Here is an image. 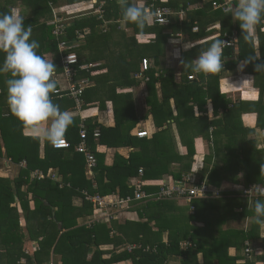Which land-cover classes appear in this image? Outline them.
I'll list each match as a JSON object with an SVG mask.
<instances>
[{
	"label": "trees",
	"instance_id": "1",
	"mask_svg": "<svg viewBox=\"0 0 264 264\" xmlns=\"http://www.w3.org/2000/svg\"><path fill=\"white\" fill-rule=\"evenodd\" d=\"M58 0H0V14L10 12L16 5L23 6L25 28L32 27L31 39L40 44L38 54H54V63L57 70H62L61 58L65 53H73L78 57V64L72 66L76 70L75 80L83 77H92V73L102 71L104 67L120 68L117 71L121 74L117 79L124 78L125 85H135L137 83L136 74L138 73V61L141 63L149 50H154V60L151 67L145 70V75L149 76L147 98L150 106L149 113L153 116L158 130L153 138L139 139L131 134V130L136 125L137 119L127 114L113 127H106L100 124H91V120L86 123L87 150L94 154L98 159L95 167V178L97 186L91 179L87 178V162L84 153L76 150L80 143L81 121L80 117L74 118L73 126L67 131V140L71 146L68 148H55L46 141L45 157L39 156L40 140L32 137L23 136V126L21 122L11 114L9 106L6 112L11 114L10 119L0 116L1 136L0 148L2 143L6 147V155L13 159L15 163H25L17 176L12 180L0 176V264H17L26 258V264H49L53 254L59 255L62 264H111L120 258L131 257L134 264H166V260L171 255H182L194 258L198 255L197 242L191 238L193 246L181 248L179 238L172 240L170 245L160 244L158 253L144 252L136 250L133 253L113 255L110 259L103 258V251L99 246L103 242L111 241L116 238L110 236L113 229L121 232L123 227L116 225L109 227L106 223H95L92 226L79 225L78 220L85 218L93 212L94 205L97 203L86 199L89 195L110 194L118 192L123 198L133 196L134 188L129 185V178L138 175L139 169H144V177L162 178L166 174H172L177 179H183V174L193 171L194 160L197 154L195 147V131L205 140H214V145H210L209 152L204 157L207 165L213 163L209 181L217 182V175L224 168L225 172L235 171L244 172L245 179L249 184L255 183L262 185L264 175L260 174L261 165H264V147L259 149L256 144L247 147V155L243 156V151L235 149L240 136H248L255 129L245 127L242 120L244 112H255L257 114V129H264V72L255 70V63H249L244 67L246 74H252L254 85L260 90V98L257 101H233L221 92L220 81L230 73H237L238 65L249 55H254L253 49L245 43L240 23L233 19L230 10L235 7L238 0H210L204 2L203 6L197 10H189L183 19H169L167 24H153L146 27L143 31L133 25L134 34L126 38L125 48L121 50L118 42L111 41L112 34L122 32L121 23L123 12L118 0H99L105 1L103 6L95 11V14L76 16L65 25L62 34H54V26L47 24L45 19L50 16L51 4ZM72 2H88L91 0H68ZM157 7L169 6L173 9L187 7L189 3L202 0H129V3H137ZM213 1L220 5L213 7ZM25 5V6H24ZM27 10V11H26ZM101 10V12H100ZM102 14V15H101ZM117 19L116 22L110 21ZM106 20H110L106 25L107 30L102 31ZM114 21V20H113ZM124 26V25H123ZM83 37H79V33ZM137 33V34H136ZM234 34V46L224 48V70L216 76L205 77L202 73L196 74L190 69H182L181 82L176 81V70L174 68H163L157 75L154 66L160 62V57L165 55L169 44L173 39L179 43L172 44L173 47L182 45L180 59L191 63L196 59L201 50H206L210 43L216 39L224 40L228 35ZM145 35L148 44H140L138 41ZM85 38V40L83 39ZM211 39L201 43L203 40ZM61 41L70 44H79L76 52L64 49L59 50L58 45ZM153 42V43H152ZM256 42L260 48L262 59H264V24L258 26L256 30ZM184 44L190 50H184ZM110 47V48H109ZM172 47V48H173ZM109 48L110 52L105 54ZM139 48L145 50L140 53ZM147 48V49H146ZM89 49L91 52L87 58L80 59L81 51ZM177 52V51H176ZM6 54L0 51V68L3 67ZM104 64L91 67L88 71L81 70L79 65L82 61L85 64L105 60ZM150 62H151V58ZM94 62V63H93ZM113 72L114 74L117 73ZM103 74V73H102ZM114 74H111L114 76ZM193 76V78H189ZM10 78V73L0 72V109L7 105V85L6 81ZM99 82L98 77H92ZM160 84L162 99L159 100L156 85ZM89 86V85H88ZM86 87L83 94V109L91 101L94 89ZM59 87H61L59 85ZM55 103L59 104L61 111L64 107L74 106V101L68 96H53ZM174 100L177 112L171 106ZM213 103V118L209 116L208 102ZM199 114H196L195 108ZM5 108V107H4ZM74 109V108H73ZM1 112V111H0ZM16 119V120H14ZM13 120V121H12ZM12 126H6L8 122ZM15 121V122H14ZM173 124L178 129L181 143L187 147L186 154H180L178 149L177 136L173 130ZM211 128L213 131L211 132ZM99 129V136H94L95 130ZM225 135V145L222 150V136ZM222 135V136H221ZM70 136L73 138L71 139ZM112 138V140H110ZM121 146L139 145L142 151L132 152L128 158L117 155V159L112 167L105 166V155L97 152V146ZM224 145V147H225ZM239 147V146H238ZM234 150V152H233ZM236 158H234L233 154ZM238 162V163H237ZM175 163V167L173 164ZM42 171L45 177L40 178L36 172ZM55 173H53V172ZM47 173L50 177H46ZM55 174V178L51 175ZM206 174V173H205ZM61 175L63 178H61ZM225 175V174H224ZM205 178L202 175L201 181ZM199 184L200 182H195ZM138 186V185H137ZM148 191H158L159 187L146 186ZM146 192V193H147ZM150 197L158 198L157 193H147ZM136 197V194H135ZM148 197V198H150ZM146 198V197H143ZM257 198V197H254ZM138 199V198H137ZM142 199V198H139ZM78 201V203H76ZM195 201V200H194ZM145 200L133 202L143 203L139 209L140 216L148 214L147 209L152 203ZM155 204L163 208L171 207L172 204L167 200L161 199ZM179 217L180 215H175ZM148 217V216H147ZM197 212L192 214L193 220H199ZM152 217L147 222H128L137 231L139 227H146L150 224ZM160 219V217H157ZM24 220L25 226L21 225ZM103 234L105 236H103ZM197 234V232H196ZM244 240L254 236L253 231L240 232ZM112 236L119 238L116 233ZM196 238V236H194ZM129 239V238H128ZM27 240H34L40 244V249L34 254L29 255L24 252V245ZM118 241V240H117ZM132 242L133 240L130 239ZM95 248L94 254L89 257V252ZM139 257V258H138Z\"/></svg>",
	"mask_w": 264,
	"mask_h": 264
},
{
	"label": "crops",
	"instance_id": "2",
	"mask_svg": "<svg viewBox=\"0 0 264 264\" xmlns=\"http://www.w3.org/2000/svg\"><path fill=\"white\" fill-rule=\"evenodd\" d=\"M161 1L167 2L168 0ZM178 1L181 4L183 3V1ZM206 1L210 0L189 3L187 7L182 8H184L187 13L189 10H197L201 8ZM104 3L105 1L101 3L99 0H91L88 2L77 1L72 3H70L68 0H58L55 4H51L50 2L52 10L50 15H52V17H47L45 21L48 24V22L50 23V21L55 18H61L65 21V25H67L69 21H72V19L76 16H84L85 14L89 16L90 14H95V11L101 8ZM137 3H140V1H137ZM16 6L19 7L21 4ZM21 7L22 9L24 8L23 6ZM180 8L181 7L174 9V11L179 10ZM22 9H19L18 15L23 14ZM183 17L184 16L178 14L175 11L169 16V19L171 18L173 20H177L183 19ZM113 20H109L110 23L108 20H106L104 25L101 26L102 31L107 30V23H115L117 19ZM117 21L122 24V32L112 34L113 36L111 37V41H119L121 50H123L125 48L124 42L126 41L127 37L134 34V28L133 25L125 22L124 20L120 21L119 19ZM77 33H79V37H83L81 32ZM83 39L85 40V38ZM151 40H153V38L148 39V37L143 35L138 42L143 45L148 44V41ZM209 40L211 39L203 40L201 43L207 42ZM168 44L169 49H167V52H165L164 56L162 55L160 57V62L154 66V69L156 70L155 73L158 75L160 71L166 67L174 68L176 70V81L181 82L183 77L182 69L184 67L180 63V53L179 58H177L176 53L181 50L183 46L179 45L173 47L170 41L167 43V46ZM75 45L76 47L72 49L73 52H76V48L79 47L78 43ZM109 48L105 50V54L110 52ZM139 50L140 53H143V51L145 52L144 48L143 50L139 48ZM90 52L91 51L89 49L84 51L82 50V56H80V59L85 60L87 56H89ZM153 54L154 50H149L147 55H145L147 58L152 59L151 65L154 60ZM44 55L49 60H54L55 58L54 54L50 52L44 53ZM105 61L106 59L95 63L93 62L94 64L91 65V67L104 64ZM137 61L139 71L136 74L137 83L135 85H125L123 82H127L126 79H117L119 76H121V74L117 72L121 71L120 68L116 69L113 66L104 67L102 71L98 73H92V77H98V83H96V80H94L91 76L90 78L88 77L90 80L88 89H94V92L90 97L91 101L88 103L89 105L84 107L82 113H79L74 108V106V109L72 107H64V111H68L74 118L80 117L82 120H85V122L91 120V124L97 123L106 127H113L115 124L119 123V121H121L124 116L130 113L132 117L134 116V118L137 119L136 125L131 130V134L133 136H137L139 139L153 138L154 134L158 130H161L162 127H158L156 125L153 116L149 113L150 106L148 104L147 98L149 96L148 83L150 82V77L145 75V70L143 69L142 63L139 60ZM82 63L85 64L87 61H82ZM240 64L241 63L238 65L237 73H230L227 77L221 79V92L226 94L227 98H231L233 101H257L260 98V90L254 85L253 75L246 74L243 70L241 71ZM61 67L62 70H57L58 77H62L63 56L61 58ZM115 71L117 73L114 74L113 72ZM111 74H114V76ZM59 80V85L62 88L67 86L65 78H59ZM156 88L158 92L157 98L161 100L163 95L160 89V84H157ZM59 95L61 97L67 96L64 94ZM5 101H7V99ZM7 106L8 104L4 105L0 109V116L10 119L12 116L6 112ZM171 106L174 110V113H176L177 109L174 100H171ZM208 110L209 116L213 118V103L211 100L208 102ZM195 111L196 114H199L197 107L195 108ZM242 120L245 127L255 129V131L251 132L249 135L253 139L257 140L259 149L263 148L264 142L260 143L262 141L258 139L262 138L264 141V129H257L256 127L257 114L255 112H244L242 115ZM12 121L6 123L5 125L12 126ZM20 125H22V123ZM173 130L177 136V146L179 153L182 155L186 154L187 147L181 143L178 135V129L175 124H173ZM22 131L23 136L32 137L30 131L25 130L24 127ZM212 131L213 129L211 128V132ZM70 138L72 139L73 137L70 136ZM222 138L223 140L221 143H223V150L228 145H225L228 138L225 135H223ZM110 140H112V138H110ZM45 145L46 141L40 140L39 156L42 158L46 155ZM210 145H214V140H205L202 136L197 134V131H195V147L197 154L194 160V168L192 169L193 171L183 174V178L185 176L191 175L194 178V182H201L202 175H205V178L202 181H206L211 190H221L222 192L220 195H216L211 192L205 197H196L192 200H187L185 198L163 199L172 204L171 207L166 208L155 204L156 201H160L161 199L154 197L137 199L135 197V192L137 190L138 183L143 182L141 189L144 192H147V190L144 189L146 186H158L160 190L163 184H168L170 178L177 179L172 174H166L162 178L157 179L147 178L144 177L143 168H140L143 169L142 174L138 172V175L129 178V185L130 187L134 188V194L133 196H130L131 199L128 202H125L121 205L117 203L119 198H123L118 192L101 195L109 203L108 207L102 209L98 205H94L93 212L85 218H80L78 222L79 225L92 226L95 223H106L109 227H114L116 225L123 227L121 232L118 230L117 233L116 228V230L113 229L111 231L110 236L116 239L100 244L99 250L103 251V258L110 259L113 257V255H119L125 251L133 253L136 250H142L146 253H158L160 244L168 246L175 238H179L182 246L181 248H188L193 246V243L191 242L192 238L197 242V244L195 243L194 246L198 248V255L194 258H188L187 256L176 254L171 255L166 260V264H264V238L260 237L259 226L254 223L255 201L258 198H264L252 197L249 199L242 190H237V186L245 188L247 185H249V182H247L245 179L244 172L242 171H235L234 174H231L225 172L224 168H220L223 174L219 173V175H217V182H210L208 177L210 174L208 172H210V169L213 168V163L207 165L204 161V157L209 152ZM6 151V147L2 143L0 148V176L13 180L19 173L20 169L25 166V163H15L12 158L6 155ZM140 151H142V148L139 145L134 147L132 145L108 146L104 144L97 146V152L103 153L105 155L104 164L106 167H112L114 165L118 154H120L121 157L128 158L132 152L138 153ZM173 167H175V163L173 164ZM86 174L87 178L91 179L94 183V186L96 187L97 181L95 178V168L91 172L90 170H86ZM46 177L50 176L47 175ZM61 178H63L62 175ZM262 186H264V181ZM159 190L148 191L147 193H157ZM142 200H145L146 203H148V201L152 203L150 208L147 209L148 214L145 215V217L140 216L141 211L137 209L143 203L133 204V202ZM76 203H78V201H76ZM195 212H197V215L199 213V220H193L191 218L192 214H195ZM176 214L180 216L176 217ZM149 217H152L150 224L145 228L143 226L139 227L137 231L133 229V226L128 224V222H147ZM157 217H160V219H157ZM25 223L26 222L23 221L21 222V225L24 227ZM248 231H253L254 236L244 240L240 235V232ZM115 233L119 236V238L112 236ZM103 236L105 235L103 234ZM194 236H196V238ZM130 239L133 241L131 242ZM39 249L40 244H38L36 241L27 240L25 242L24 252L26 254L32 255L36 250ZM94 252L95 248L93 247L89 252V257H91ZM58 257L59 255L53 254L49 264H62L61 259H58ZM26 263V258H23L17 264ZM111 264H134V259L131 257L120 258V260L114 261Z\"/></svg>",
	"mask_w": 264,
	"mask_h": 264
},
{
	"label": "clouds",
	"instance_id": "3",
	"mask_svg": "<svg viewBox=\"0 0 264 264\" xmlns=\"http://www.w3.org/2000/svg\"><path fill=\"white\" fill-rule=\"evenodd\" d=\"M123 12V20L137 26L143 31L153 26L157 13L140 3H129V0H118ZM235 21L240 23L243 39L252 49L254 55H249L240 64L241 71L249 63H255L257 72H264V59L256 42V30L264 24V0H238L230 10ZM49 24V22H48ZM51 25V24H50ZM32 27L25 28L24 17L17 15L15 9L0 14V51L6 54L0 72L10 73L7 79V104L10 112L30 131L33 139L47 141L53 147L64 144L69 127L74 124V117L68 111H61L53 96L59 95V81L56 78L57 66L54 60L38 54L40 44L31 39ZM173 44L179 40L173 39ZM228 42L216 39L206 50H201L198 57L191 63L180 59L184 70L190 69L205 77L216 76L224 68V48ZM61 52L63 47L58 45ZM184 50H190L184 44ZM179 58V52L176 53ZM76 57L70 53L67 62H75ZM260 174L264 175V165ZM237 190L245 191L249 196L254 190L257 197L264 198V186L254 185L244 190L237 186ZM254 223L259 226L260 237L264 238V199H256L254 205Z\"/></svg>",
	"mask_w": 264,
	"mask_h": 264
},
{
	"label": "built area",
	"instance_id": "4",
	"mask_svg": "<svg viewBox=\"0 0 264 264\" xmlns=\"http://www.w3.org/2000/svg\"><path fill=\"white\" fill-rule=\"evenodd\" d=\"M220 5H218L217 2L213 1V7L218 8ZM150 10L153 12L157 13L156 17L154 18L153 24H167L169 22V16L173 14L175 11L184 16L186 14V10L184 8H180L179 10H175L164 6V7H157L154 4L148 6ZM101 12V10H100ZM52 26H54L53 32L55 35L59 36L62 34V31L65 28V21L61 18H55L50 21ZM234 34L228 35L224 40L228 42V47L234 46L235 41H234ZM60 46L63 47V49H66L68 51H72L73 48L76 47L74 44L69 45L66 43V41H61ZM73 54V53H72ZM70 54L65 53L63 54V71H62V77H57V80L59 78H65L67 82V86L64 88L60 87V92L59 94H64L69 96L73 101H74V108L79 112L82 113L83 111V94L86 89V87L89 85L90 80L87 77H83L77 80H75L76 76V70L72 66L73 64L78 63V57L74 54V56L77 58L75 62H67V58ZM92 64H81L80 69L82 70H89ZM143 69L147 70L151 66V62L149 58H144L142 61ZM190 79L193 78V76L189 77ZM86 123L85 120L81 122V130H80V143L76 146V150L80 153H84L86 156V161H87V170L90 172L96 167L97 165V158L94 154L90 153L87 150V145H86V139H87V132H86ZM100 131L95 130L94 136H99ZM71 146L70 141L65 138L64 144L59 147L55 148H68ZM140 174L143 173V169H140ZM36 174L39 175L40 178L45 177V174L42 171L36 172ZM49 176V174H47ZM51 177L55 178V174H52ZM143 183V182H142ZM142 183H138L137 190L135 192L136 198H143V197H150V194H147L144 192L142 188ZM254 185L262 186L256 183H251L247 185L244 190L251 189ZM214 193L216 195L221 194V190H211L209 185L207 184L206 181H201L199 184H196L194 182V178L191 175L185 176L183 179H174L170 178L168 181V184H163L158 192V198L160 199H168V198H185L187 200H192L193 198L196 197H205L209 193ZM245 194V191H243ZM87 199L92 200L93 202L97 203L99 207L102 209H105V207H108L109 203L99 194L97 195H89L87 194ZM246 195V194H245ZM247 196V195H246ZM249 199L252 197H257L255 191L253 190L252 193L247 196ZM131 199V197L127 198H119L118 202L120 205L124 204L125 202H128Z\"/></svg>",
	"mask_w": 264,
	"mask_h": 264
},
{
	"label": "rangeland",
	"instance_id": "5",
	"mask_svg": "<svg viewBox=\"0 0 264 264\" xmlns=\"http://www.w3.org/2000/svg\"><path fill=\"white\" fill-rule=\"evenodd\" d=\"M66 3H68V2H66ZM66 5V4H65ZM25 6V5H24ZM22 9V7L21 6H19V7H15L14 9H15V11H16V13H17V15H18V12H19V9ZM22 11H23V9H22ZM27 11V10H26ZM24 12V11H23ZM19 16H21V14L19 15ZM50 16H52V15H50ZM256 139H258V138H256ZM258 140H260V141H262V142H260V143H263L264 141L262 140V138H260V139H258ZM237 142H238V144H236V145H234L235 146V149H237V150H239V151H243V156L245 157L246 155H247V147L248 146H250V147H252L253 146V144H256V146H258V142H257V140H255V139H253L250 135H248V136H240L239 137V139H237ZM239 146V147H238ZM233 152H234V150H233ZM233 154V153H232ZM233 156H234V154H233ZM234 158H236L235 156H234ZM262 159H264V157L262 158ZM238 163V162H237ZM243 189V188H242ZM245 198H246V196H245ZM24 220H21V222H23Z\"/></svg>",
	"mask_w": 264,
	"mask_h": 264
},
{
	"label": "water",
	"instance_id": "6",
	"mask_svg": "<svg viewBox=\"0 0 264 264\" xmlns=\"http://www.w3.org/2000/svg\"><path fill=\"white\" fill-rule=\"evenodd\" d=\"M66 136H67V134H66Z\"/></svg>",
	"mask_w": 264,
	"mask_h": 264
}]
</instances>
